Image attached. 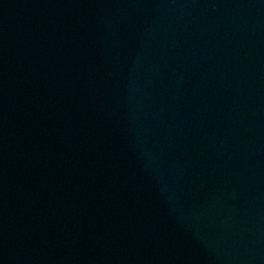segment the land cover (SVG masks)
Masks as SVG:
<instances>
[{
	"label": "water",
	"instance_id": "water-1",
	"mask_svg": "<svg viewBox=\"0 0 264 264\" xmlns=\"http://www.w3.org/2000/svg\"><path fill=\"white\" fill-rule=\"evenodd\" d=\"M0 264H264V0H0Z\"/></svg>",
	"mask_w": 264,
	"mask_h": 264
}]
</instances>
